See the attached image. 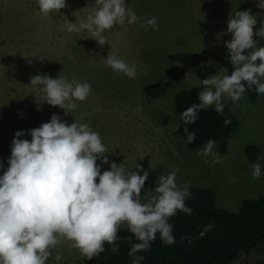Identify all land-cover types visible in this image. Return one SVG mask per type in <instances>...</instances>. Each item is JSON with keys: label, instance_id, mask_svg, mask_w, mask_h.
<instances>
[{"label": "rangeland", "instance_id": "obj_1", "mask_svg": "<svg viewBox=\"0 0 264 264\" xmlns=\"http://www.w3.org/2000/svg\"><path fill=\"white\" fill-rule=\"evenodd\" d=\"M66 3L60 13L46 16L39 12L35 0H0V162L5 167L14 133H27L55 113L68 123L74 118L87 122L99 132L110 163H123L126 170L133 171L138 164L148 172L140 193L142 202L155 195L151 191L158 177L177 167L178 185L191 180L190 191L193 187L213 189L216 204L230 212H239L245 199L264 197V174L252 178L246 155L248 145L258 146L264 154V94L251 98L244 92L236 102L224 94L239 126L217 142L219 163L183 142L174 101L178 87L195 85L198 94L203 87L200 79L234 69L226 41L233 35L227 21L236 9H248L257 16L253 39L257 46H264V38L255 35L264 20V9L257 7V0H125L141 20L155 16L158 27L138 28L135 36L130 28L133 25H118L127 31H114L120 42L113 50L101 48L83 31L63 30L67 19L75 22L74 12L85 18L95 0ZM110 51L136 62L135 78L114 73L105 65L101 58ZM37 74L86 80L91 94L83 102L77 101V107L67 115L58 106L38 105L30 87V77ZM22 138L31 139L27 134ZM110 163L102 164L101 170L109 169ZM261 167L264 172V160ZM56 252L62 257L59 264H86L79 250L67 241L53 249L46 264H57ZM262 258L264 240L250 252L242 251L232 264H250Z\"/></svg>", "mask_w": 264, "mask_h": 264}, {"label": "clouds", "instance_id": "obj_2", "mask_svg": "<svg viewBox=\"0 0 264 264\" xmlns=\"http://www.w3.org/2000/svg\"><path fill=\"white\" fill-rule=\"evenodd\" d=\"M35 4L46 16L67 7L66 0H35ZM257 7L264 9V0H257ZM76 13H73L75 22L67 19L63 30L83 31L85 37L95 39L100 45L106 42L104 33L115 25L139 22L141 27L151 26L154 30L158 27L155 16L141 20L131 5L126 6L125 0H95L85 18L77 17ZM227 24L233 34L226 44L234 69L231 72L222 69L200 79L203 87L198 93L199 102L181 113L185 125L195 122L197 110L201 108L214 105L223 113L224 94L233 102L253 86L257 94H264V46H257L258 41L253 39L257 16L248 9L238 8L230 14ZM255 35L264 38V20ZM101 59L114 73L128 78H135L137 74L134 60L126 61L111 51ZM30 87L34 89L32 96L38 105L58 106L65 110V115L77 107V101L83 102L91 94L88 81L61 75L55 78L48 74L33 75ZM224 123L230 121L226 118ZM184 133L186 145L197 137L195 129L190 131L185 127ZM26 134L30 140L22 138ZM217 148L216 138L210 137L199 146V151L206 158L213 157V163H219L221 156ZM105 153L101 135L87 122L74 118L68 123L55 113L27 133L24 130L14 133L7 167L0 162V264H46L53 257V249L64 241L87 260L98 257L106 242L117 252L115 241L119 239L117 232L122 224L138 241L129 249L130 264H141L144 257L136 253L147 250L157 233L163 244L175 242L169 218L178 209L193 211L187 203L191 180L178 185V167L162 173L151 191L155 195L142 202L140 193L148 172L138 164L133 171L126 170L123 163H110ZM261 160L264 155H258L249 164L254 180L264 174ZM109 163V169L102 171L101 165ZM211 227V224L204 225L200 235ZM185 237L191 239V234L185 233ZM61 258L56 252L57 264Z\"/></svg>", "mask_w": 264, "mask_h": 264}, {"label": "trees", "instance_id": "obj_3", "mask_svg": "<svg viewBox=\"0 0 264 264\" xmlns=\"http://www.w3.org/2000/svg\"><path fill=\"white\" fill-rule=\"evenodd\" d=\"M245 93L251 98L258 95L255 86L251 90L246 88ZM174 101L182 137L185 135V127L197 132L196 139L187 144L190 149H198L210 137H215L218 142L238 129L239 121L227 102L223 113L214 105L198 109L195 122L185 125L181 113L192 103L199 102L198 94L185 88L175 94ZM226 118L230 123H224ZM246 155L250 162H255L258 155L264 154L258 146L248 145ZM216 197V191L211 188L193 187L187 198L193 211L178 209L169 218L176 236L175 242L165 245L157 233L147 250L136 253L144 257L141 264H189L190 260V264H232L242 251L248 253L264 240V197L245 199L239 212L219 207ZM207 224L212 225L211 229L200 235L203 226ZM225 224L228 227H224L221 232ZM185 233L191 234V239L186 238ZM221 234L225 236L224 241H219ZM117 236V252L106 242L104 251L98 257L86 259V264H130L132 257L128 255L129 249L138 241L127 227L119 228ZM250 264H264V258Z\"/></svg>", "mask_w": 264, "mask_h": 264}, {"label": "crops", "instance_id": "obj_4", "mask_svg": "<svg viewBox=\"0 0 264 264\" xmlns=\"http://www.w3.org/2000/svg\"><path fill=\"white\" fill-rule=\"evenodd\" d=\"M132 25H133V27H130L131 31H134V35L136 36V30L138 28H142V27H140V24L138 22L136 24H132ZM114 31H127V30L126 29L121 30L118 25H115L112 29L107 30L104 33L106 42L103 45H98V46H100L103 49H107V50L111 49V50H113L114 47L117 46L119 44V42H120L119 35H114ZM109 46H111V47H109ZM140 72L142 73L141 69H140ZM178 89H179L178 91H180L182 89H185V87L181 86L180 88L178 87ZM190 89H193V90H195V92L196 91L198 92V90H197L195 85L193 87H191Z\"/></svg>", "mask_w": 264, "mask_h": 264}, {"label": "water", "instance_id": "obj_5", "mask_svg": "<svg viewBox=\"0 0 264 264\" xmlns=\"http://www.w3.org/2000/svg\"><path fill=\"white\" fill-rule=\"evenodd\" d=\"M224 227H228V225L227 224H225V225H223L222 227H221V232H222V230H223V228ZM231 234V231L229 232V235ZM263 235H264V233H263ZM262 235V236H263ZM225 240V236L223 235V234H221V238L219 239V241H224ZM227 240H229V236L227 237ZM190 262H191V260H190ZM190 262H189V264H190Z\"/></svg>", "mask_w": 264, "mask_h": 264}, {"label": "bare ground", "instance_id": "obj_6", "mask_svg": "<svg viewBox=\"0 0 264 264\" xmlns=\"http://www.w3.org/2000/svg\"><path fill=\"white\" fill-rule=\"evenodd\" d=\"M135 80H137V79H135ZM121 81V80H120ZM122 90V89H121ZM150 117V116H149ZM148 121H150V120H148Z\"/></svg>", "mask_w": 264, "mask_h": 264}]
</instances>
